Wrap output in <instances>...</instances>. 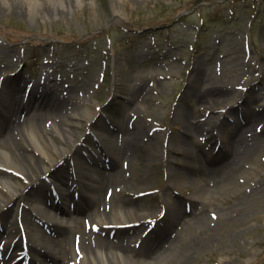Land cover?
I'll use <instances>...</instances> for the list:
<instances>
[{"label": "rangeland", "instance_id": "obj_1", "mask_svg": "<svg viewBox=\"0 0 264 264\" xmlns=\"http://www.w3.org/2000/svg\"><path fill=\"white\" fill-rule=\"evenodd\" d=\"M263 76L264 0H55L51 4L44 1L33 15L25 12L19 0H8L4 4L0 0V88L3 93L0 110L3 106L20 103L22 96L14 98L17 96L14 88L21 79L24 81L22 95L26 85H34V92L37 91L38 98L33 99L30 108L38 106L45 89H58L60 97L70 102L64 109L44 117L43 127H54L55 123L61 126L63 120L79 123L82 109H98V138L106 140L112 149L120 147L123 130L137 126L146 128L141 137L144 151L132 153V162L127 159L124 165L120 159L116 169L108 171L119 173V177L112 176L110 182L106 180L97 191L101 200L106 188H122L120 197L117 193L111 204L103 200L89 212L75 215L68 233L46 239L35 227L30 236L39 234L52 243L62 254V264H82L78 262L80 252L95 251L104 241L124 239L135 248L138 240H129L132 233L126 235L127 229L113 231L109 239L108 230L101 228L100 233L94 234L84 222L85 219L94 223L99 213L108 217L110 209L114 211L122 204L126 207L123 200L128 196L130 206L139 207L141 220L159 221L167 213L162 227L155 232L159 235L170 225L175 214L173 209L182 204L183 210L189 212L192 207L195 186L183 171L187 158L184 150H201L205 159L209 154H216V144L224 150L230 148L223 140L234 131L235 121L239 120L236 114L224 122L223 130L214 131L222 140L203 142L205 133L197 134L194 139L184 138L186 119L205 120L212 115L209 105L201 106L198 102L196 92L212 94L220 89L235 88L245 80L263 79ZM116 79L120 95L114 100ZM139 90H145L144 94ZM260 92L264 94V80ZM106 103L111 104L107 107ZM262 103L257 102L255 107L259 108ZM43 109L44 114H48L46 105ZM214 114H218L217 111ZM76 115L78 118H73ZM260 122H255L253 129H247L244 135L249 137L258 131L256 127ZM116 123L124 128L118 129ZM77 129L90 135L82 124ZM26 131V124L19 127V132L14 130V139L29 138ZM41 138L45 139V133H41ZM151 143L156 144L157 151L151 148ZM5 150H9L7 143L0 144V156ZM170 156L172 164L169 165ZM55 157L60 163L58 156ZM263 158L264 152H261L258 161L264 163ZM42 162L43 167L47 165L46 160ZM170 168L177 174L171 175ZM0 179L16 189L29 184L27 177V180L22 176L13 177L3 169H0ZM247 179L237 178L238 183L245 185L249 196L245 201H241L237 189L235 194L226 192L228 203L205 206L210 225L217 227L216 234L213 241L186 264H264V187L253 192L247 186ZM261 180L264 185V176ZM39 181L43 182L42 177ZM129 181L134 184L132 191ZM47 190L45 182L44 187L40 186L33 193L35 198L30 201L20 198L13 207L14 212L1 219L3 226L13 225L15 231L10 240L17 241L25 232L19 217L24 211L26 214L28 208L37 212ZM0 191L3 192L1 186ZM146 191L157 193L135 198ZM229 215L232 218L226 221ZM175 227L169 230L171 235L175 234ZM77 234L82 237L74 241ZM0 240H5L2 235ZM39 245L36 242L34 247L42 250ZM255 250H259L257 254Z\"/></svg>", "mask_w": 264, "mask_h": 264}, {"label": "bare ground", "instance_id": "obj_2", "mask_svg": "<svg viewBox=\"0 0 264 264\" xmlns=\"http://www.w3.org/2000/svg\"><path fill=\"white\" fill-rule=\"evenodd\" d=\"M7 1L8 0H2L3 4ZM15 1L18 2V0ZM20 1L21 7L25 12L33 15L37 6L42 5L44 1L51 4L54 3L55 0H19V2ZM59 5L63 6L60 2ZM54 12H56V10H54ZM114 12L115 15L118 14L116 8ZM201 78H203L202 71ZM263 80L264 76L263 79L245 80L238 84V86H235V88L220 89L212 94H201L200 92H196L198 102L201 106L209 105V108L212 110V115H209L205 121L199 119L189 121L186 119L183 122V127L185 129L183 132L184 138L194 139L197 134L207 132L206 135L209 136V141L216 139L220 140L223 138L214 135L213 132L217 129L223 130L224 122H228V120L234 118L236 114L238 119L239 115H241L242 120L245 122L240 121V119L235 121L234 131L229 133L228 138L224 140L225 144H230V148L221 154L217 153L213 158H206L207 162L203 163L201 150H190L188 148L184 150L187 158L183 164V171L195 186L190 212L184 211L182 204L173 209V213L175 212V214L171 218V223L167 229L159 233L156 238L151 237L149 240H146L140 251L133 250L124 240H119L120 242L111 244L104 241L100 248H96L95 251H87V253L84 254V258L81 261L82 264H88V262L91 264H157L159 262L186 264L193 259L197 252L206 248L207 244L213 241L217 227H212V225H210L211 223L205 215V206H214V204L218 202L228 203L230 200L226 197V192L235 194L234 192L237 189H239L238 194L240 193L239 196H241V201L248 199L249 196L244 189L245 185H241L237 182L238 177L243 178L244 176L248 178L247 186L252 188L253 192L260 191L264 187L261 180L264 176V163L258 161L259 154L264 152V120L262 119L264 117V94L260 92ZM23 86V80L19 79L14 88L15 94H17L14 98H21ZM194 90L195 89H193V91ZM25 92L26 88L23 94ZM36 93L37 91L34 92L33 88L27 99L28 102L23 105V108L28 107L33 99L35 100L38 98V96H35ZM2 94L0 95V100ZM24 96H22L23 101ZM132 96L133 93H131V97ZM41 97L42 99L40 102H42V105L44 104L47 106L48 114H44V109H38L37 111H41L42 113L34 114V117L23 122L21 119L12 122L11 116H15L17 111H13V109L8 106L4 111L6 113L3 121L0 123V144L5 145V143H7L9 150H5L4 154L0 156V166L26 175L30 184L27 187L24 186L22 189H20V187L16 189L6 180L0 179V186L3 188V192L0 191L1 217H7L10 212H14L13 207L21 197H24V199L28 201H30L32 197L35 198L33 196V193L37 190L35 184L39 181L41 176L50 173V178L52 180H57L61 177L62 171L66 168L68 169V160L74 161L77 167L83 165L84 156L80 157V153L83 152L86 145L92 143V137L87 133L83 134L78 132L77 127L79 124H82V128L86 129L87 132L96 133L100 130L99 121L97 122L99 113L96 109L92 110L88 107L82 109L79 123L63 120L61 126L55 123L54 127H43V118L49 116L51 113L64 109L67 107V103L65 98L60 97L58 90L52 91L51 89H45ZM115 98L119 99L118 89ZM190 98L196 99L192 96H190ZM22 100L20 102H22ZM260 101L263 103L258 105L259 108H256L255 104ZM128 106L129 105H125V107ZM216 111L218 114H214ZM75 117L78 118L77 115L73 118ZM257 121H261L258 124L263 128L261 133L255 132L253 135H249V137L244 135L247 129H253V125ZM24 124L27 126L26 132L29 138L23 139V141H17L14 139L15 135L13 131L18 130L19 132V127L22 128ZM116 126L118 129L124 128L122 124L116 123ZM103 130L105 133H108L107 130ZM145 131L146 128L140 126L123 130L122 146L115 149L109 148L108 145H106V140L102 139L100 141L99 145H101V149H99V154L105 157L107 156L106 159H108V157L111 158L110 170L114 171L122 158L130 159L132 162V153H138L139 150H143L141 149L143 143L141 137ZM41 133H45V139L41 138ZM22 138L24 137L22 136ZM26 140H28V144H25ZM110 144L112 145L111 142ZM172 144H174V142ZM151 148L157 151L156 144L153 146V143H151ZM55 155L65 163L57 168L56 171L52 172V167L58 164ZM47 158L49 159L48 164H50L51 167L47 166V163L46 166H42V160H46L47 162ZM171 160L172 157L170 156L167 160L169 165L172 164ZM246 165H248V169H246ZM92 170L94 172L93 175L90 177L85 176V182L79 187L83 190V195L75 209V213L77 214L86 213L97 205L100 200L96 192L102 188L103 183L106 180L110 182L112 176L119 177V173L116 175L112 172H107L108 174L106 173L105 176L106 171L100 169L97 160L94 161ZM170 174L176 175L177 172L170 168ZM130 186L134 187V184L131 183ZM26 189H30L28 193H26ZM217 191L218 193H216ZM84 193H88L90 197L87 198L84 196ZM72 201H74V198ZM241 201H239L240 205L242 204ZM55 204L56 203L53 202V205L50 206L51 208L46 212H38V215L42 219L53 223L54 226H52V228L56 232L65 233L70 231V222L66 221L64 224L59 223L58 215L56 214L60 211L61 214L73 216L74 213L71 212L70 206L66 208L65 205ZM11 205H13V207H11ZM5 207L9 209L5 211ZM29 211L31 213L32 209H29ZM139 216V210H137L136 207H124L122 204L119 205L118 208H115L114 212H111L108 217H101L97 220L102 223V225H128L145 220H141ZM25 218V226L28 229L29 226L31 227L33 219L29 217ZM231 218L230 215L227 216L226 221H230ZM145 225L146 223L143 222L139 228H131L130 230L133 231V236L129 238L141 237V231ZM174 227L175 236H171L169 230ZM5 232L12 233L11 228L7 227ZM128 234H130V232L126 233V235ZM32 241L42 245V250L46 249L47 252L43 253L39 247H34L33 251L35 257L31 264H35L39 258L43 260L48 258L49 262L54 264H60L64 260L62 254L56 251L54 245L39 234H35ZM258 251L259 250H255V253L257 254ZM1 252L4 258H9L7 264L13 262L14 257L12 255L9 257V248H5V250L3 249ZM20 264H22V262H20Z\"/></svg>", "mask_w": 264, "mask_h": 264}]
</instances>
